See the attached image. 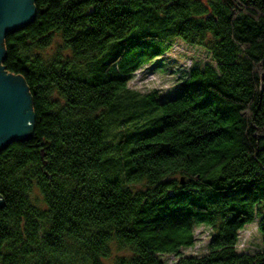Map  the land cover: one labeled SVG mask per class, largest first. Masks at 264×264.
<instances>
[{
	"label": "trees",
	"instance_id": "16d2710c",
	"mask_svg": "<svg viewBox=\"0 0 264 264\" xmlns=\"http://www.w3.org/2000/svg\"><path fill=\"white\" fill-rule=\"evenodd\" d=\"M32 5L1 44L34 120L0 150V264H264L236 248L256 219L264 246V0ZM177 38L213 64L172 99L130 89Z\"/></svg>",
	"mask_w": 264,
	"mask_h": 264
},
{
	"label": "rangeland",
	"instance_id": "374dc122",
	"mask_svg": "<svg viewBox=\"0 0 264 264\" xmlns=\"http://www.w3.org/2000/svg\"><path fill=\"white\" fill-rule=\"evenodd\" d=\"M207 2L208 0H203ZM206 64H213L210 53L205 48L186 44L175 39L170 50L160 58L147 64L134 73L129 82V88L141 94L156 92L161 98L172 99L178 95L179 84L187 76L191 68H202ZM264 210V204L262 205ZM258 219L246 225L238 234L237 251L253 254L264 251L262 236L257 229ZM195 242L190 248L180 250L183 256H201L207 253L209 230L199 226L194 231ZM122 253L112 250V255L105 264H112V259ZM168 264L174 263L178 257L175 255H160Z\"/></svg>",
	"mask_w": 264,
	"mask_h": 264
},
{
	"label": "water",
	"instance_id": "95a60500",
	"mask_svg": "<svg viewBox=\"0 0 264 264\" xmlns=\"http://www.w3.org/2000/svg\"><path fill=\"white\" fill-rule=\"evenodd\" d=\"M33 0H0V150L8 144L31 138L34 120L31 98L20 76H12L1 66L5 56L2 40L35 19ZM2 44V45H1ZM183 184V179H180ZM4 206L0 196V208Z\"/></svg>",
	"mask_w": 264,
	"mask_h": 264
}]
</instances>
